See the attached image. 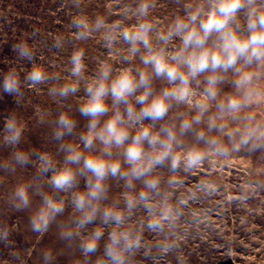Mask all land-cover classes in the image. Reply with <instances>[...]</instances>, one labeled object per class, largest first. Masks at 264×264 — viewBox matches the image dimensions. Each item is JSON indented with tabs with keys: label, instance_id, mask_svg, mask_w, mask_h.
Here are the masks:
<instances>
[{
	"label": "clouds",
	"instance_id": "9594fccd",
	"mask_svg": "<svg viewBox=\"0 0 264 264\" xmlns=\"http://www.w3.org/2000/svg\"><path fill=\"white\" fill-rule=\"evenodd\" d=\"M59 3L63 30L33 29L11 45L24 63L0 71L14 102L0 124V264H184L190 228L264 193L255 168L236 192L223 181L241 156L264 165V0H164L163 19L161 0ZM10 213L26 214L31 247L16 246Z\"/></svg>",
	"mask_w": 264,
	"mask_h": 264
},
{
	"label": "rangeland",
	"instance_id": "374dc122",
	"mask_svg": "<svg viewBox=\"0 0 264 264\" xmlns=\"http://www.w3.org/2000/svg\"><path fill=\"white\" fill-rule=\"evenodd\" d=\"M106 3L107 0H87L88 6L95 10H102ZM168 11L164 0H161L157 11L158 18L163 19ZM69 15L71 9L62 10L59 0H0V71H7L9 67L17 66V63H24L18 62L12 51L11 45L14 42L25 37L35 28H39L43 36L51 37L54 33L63 30ZM97 54L99 50L95 49L93 55ZM52 59L59 60V57L53 56ZM29 98L34 105L47 102L43 90L30 92ZM13 107L14 102L11 97L5 96L0 100V124L3 115ZM28 111L31 113L32 109L29 108ZM33 142L36 143L35 137ZM253 168L257 172L264 171V165H256L255 158L249 159L244 156L238 158L224 174L225 187L232 192L238 191ZM244 215L248 216L257 237L242 236L243 230L239 219ZM5 219L18 230L13 235L17 247L23 249L35 243L34 240H25L29 239L24 232L25 213H10ZM212 219V229H189L190 234L182 241L184 264H217L224 261L231 264H264V193H258L247 208H226L221 204L219 211L212 213ZM229 238L235 240L233 253H227L225 250V241ZM52 242L53 238L45 236L37 247H45ZM8 255L9 250L0 246V260L7 258ZM35 255L34 252L33 257ZM59 261L60 264H67L64 258H59ZM149 264H176V260L174 257L160 258L150 261Z\"/></svg>",
	"mask_w": 264,
	"mask_h": 264
},
{
	"label": "trees",
	"instance_id": "16d2710c",
	"mask_svg": "<svg viewBox=\"0 0 264 264\" xmlns=\"http://www.w3.org/2000/svg\"><path fill=\"white\" fill-rule=\"evenodd\" d=\"M217 264H231V263L228 262V261H224V262H220V263H217Z\"/></svg>",
	"mask_w": 264,
	"mask_h": 264
}]
</instances>
